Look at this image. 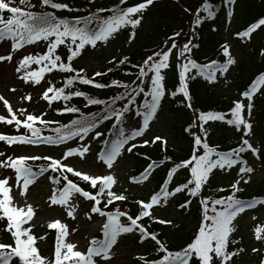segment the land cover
I'll return each mask as SVG.
<instances>
[{
    "label": "snow or ice",
    "instance_id": "6c2138e0",
    "mask_svg": "<svg viewBox=\"0 0 264 264\" xmlns=\"http://www.w3.org/2000/svg\"><path fill=\"white\" fill-rule=\"evenodd\" d=\"M179 2L180 0H177V3ZM38 3L40 10L35 11L33 9L37 5L32 4L30 0H18V6H13V0H0V41L10 40L12 52L37 41L47 42L46 50L42 53L27 54L19 59L15 71L21 74L20 78L25 83L30 82L33 85H38L44 74L53 70L67 73L60 87L48 81V86L41 93V98L49 105L54 101L65 102L63 107L54 109L58 115L77 113L79 115H74L67 123H60L43 119L45 116L43 112L39 115L25 114V110L21 108L18 111L23 119H20L13 112L9 102L0 97V101H3L7 110V117L0 116V122L12 125L17 131L20 127L25 130L24 133L15 135L0 133V141L9 146L13 143L61 146L71 140L84 141L90 133H94L93 140L104 137L100 140L101 147L97 159L103 162L107 169H112L118 162V158L125 152L132 153L138 146L160 141L162 151L166 152L165 137H145L168 94L165 70L173 67L172 57H175L178 86L170 94L172 97L182 95L184 101H187L185 106L192 109L194 114L197 110L191 104L189 81L202 77L209 84L215 85L220 77H226L230 68L236 63L228 43L220 46L218 55H222L224 58L222 61L211 59L206 63H200L193 58V49L199 47L198 44L193 43L196 30L205 21L217 18L216 5L211 0H201L195 9L183 7V11L192 17L187 32L183 29L173 31L162 41L159 50L147 54L138 63L132 64L128 56H122L118 60L113 57L108 61L112 64L115 60L116 68L129 64L136 71L135 73L125 71V75H134V79L125 82L112 78L107 82H97L95 77L106 76L113 69L96 71L89 77L83 68L73 67L74 58L78 57L86 46L95 49L99 44L109 43L121 30L129 32L127 42L133 43L136 30L141 26L144 15L154 4V0H138L131 6H128V0H117L109 8L96 7L89 9L85 15L73 17H60L53 11L46 10L79 11L71 7L69 3L58 2V0H38ZM94 3L95 0H87L89 6ZM224 3L228 7L227 17L231 21L234 17L236 0H224ZM102 13L108 14L102 15ZM260 26H264V17L236 33V36L250 37V34ZM59 46L66 48L67 62L62 59L61 54H58ZM260 55L264 56V49L260 50ZM5 60H12L11 52L0 55V61ZM33 64L37 66L35 69L30 68ZM77 82L96 89L115 88L118 91L107 99H99L82 90H72ZM257 95L264 96V72L258 73L250 81L239 94V98L233 101V106L228 113L210 110L200 111L198 115H195L194 120L185 128V132L192 138L191 154L180 162L171 163L159 190L155 191L148 201H135L138 205L135 216L119 206L127 202L128 196L114 191L113 186L117 183L114 174H89L76 170L68 164L69 158L76 156L84 158L85 154L90 153L88 143L67 147L61 158L38 154L13 158L5 156V153L0 151V157H4L0 159V167L14 170L15 182L21 187L20 195H24L38 175H44L51 170L56 175H50L49 179L56 185L62 184L50 196L51 205L65 206L67 216L75 219V208L69 201L74 194H79L91 202V213L105 218L102 224V238H91L86 251L76 250L77 246L66 239L75 229H69L68 225L60 219L48 222L47 228L55 230V249L52 257H45L38 250L37 241L43 240L47 233L37 236L31 231L33 226L28 224L35 214L33 207L31 205H28L26 209L17 207L10 195L11 186L8 184V179H0V223L4 224V231L10 235L9 243L0 242V264H113V249L118 243V238L122 234L134 232L139 234L141 244L147 241L152 242L153 250L157 253L156 258L151 260L141 255L139 259L143 261V264H231L232 257L236 255V252L229 251L230 245L236 243L232 238L236 230L234 221L246 209L255 208L257 203L264 205V199L257 201L253 198L246 201L236 196L243 179L240 174L253 171L246 166V161L241 159L240 154L249 150L255 155L261 153V147H254L250 142L255 135L251 117ZM73 97H82L86 101L84 108L93 105L101 107L96 112H82L81 108L69 106L67 103ZM140 97L142 99L138 102ZM22 99L30 100V95H24ZM129 113L137 119L132 121L128 117ZM110 120L115 121L108 129L110 135L97 130L104 122ZM210 121L225 122L233 126L237 132L241 133L239 145L227 151H220L210 146L206 139L209 132L205 128ZM126 123H129L131 130L126 129ZM37 124L39 126H36ZM45 131L50 134L45 135ZM170 160L171 158L165 154L159 164L163 165ZM28 161L46 163L34 167ZM234 166H239L240 178L229 186L232 190L230 194L218 198L203 195V189L209 183L214 170L220 169L228 174V170ZM156 167L158 165L155 161L149 163L143 172L139 176L132 177V180L136 183L147 180L151 170ZM180 170H184L185 176L176 183L174 175H178ZM68 174H71V177ZM73 177L77 179L74 180ZM80 182L89 185L88 190L82 188ZM244 182L247 183V181ZM170 184L171 188H169ZM218 191H224V189L220 188ZM181 193H186L193 199L199 198L201 219L189 242L178 250H171L159 238V233L148 230L143 220L148 217L160 224L171 225V220L159 219L152 215L150 210H154V206L159 205L161 200L166 204L169 198H174ZM191 203L192 199H185L179 204V208L182 211L190 210ZM109 205L116 206L109 208ZM255 231L257 240L264 239V236H261L264 228L257 227ZM252 251L259 250L253 248ZM260 264H264V259H261Z\"/></svg>",
    "mask_w": 264,
    "mask_h": 264
},
{
    "label": "rangeland",
    "instance_id": "374dc122",
    "mask_svg": "<svg viewBox=\"0 0 264 264\" xmlns=\"http://www.w3.org/2000/svg\"><path fill=\"white\" fill-rule=\"evenodd\" d=\"M256 1V0H255ZM166 0H154V3H164ZM247 0V5H248ZM171 7L172 4L170 3ZM170 9H165L163 4L160 5H151L144 15L141 26L136 30V36L133 43L129 44L128 36L129 32L121 30V32L116 35L115 38H112L107 44H99L97 48L93 49L92 47L84 51L81 56L78 65L84 66L88 70H94L99 66H102L106 61L111 60L118 54L122 52H129L131 47H137L141 45H154L158 39L162 36L161 27L167 23H171L172 20ZM238 15V14H237ZM239 17V16H238ZM238 17H233L231 21L229 19L222 24L219 32L224 33L225 38L224 43H228L230 46L231 55L235 58L236 63L233 65L226 74V77H223V84L226 88L227 94H240L242 91L239 89L235 91V83L239 80V70L237 66L240 62L241 54L243 52L242 45L244 46L243 38L239 37L236 43L231 44L230 36L233 32V28L239 23ZM242 25V22L240 23ZM238 27V25H237ZM236 27V28H237ZM235 28V29H236ZM234 29V30H235ZM237 42H240L237 45ZM41 52L46 50V45H40L37 47L25 48L21 53L24 55L30 54L32 51ZM247 49V46H245ZM7 50L3 45H0V55H6ZM249 53H252L249 51ZM256 54V53H255ZM15 60V56H12V62ZM6 62L0 61V97H3L9 102V105L18 115H20L18 109H24L25 114L33 113L39 115L42 113L41 107L43 103L39 100L41 93L44 91V86H23L22 81H18L14 77L15 68L13 67L12 62L5 60ZM258 62V61H257ZM171 72V68L168 69ZM13 73V74H12ZM166 73V70H165ZM24 95H30V100H23ZM258 96V95H257ZM239 98V96H238ZM0 107H4L3 101H0ZM165 107V106H164ZM246 114V113H245ZM169 109L163 108L159 110L156 118L151 124L150 131L147 132L146 137L161 136L165 137L167 140H171V135H169L166 129L169 127V122H171L174 117ZM260 120L258 119V113L255 111V108L252 113L251 122L255 128V135L251 138V143L254 147H261V153L259 155H254L246 161V166L253 169L250 173H243L244 178L247 182L254 188H264V124L262 115H259ZM194 119H192L193 121ZM257 120V121H256ZM133 121V120H132ZM135 121V120H134ZM256 121V122H255ZM126 129H130L129 123L127 124ZM93 134H89L84 141L72 140L67 142L66 145L58 146H49V145H23L19 150L18 156H31L34 154L38 155H49L54 158H61L62 153L66 150L67 147H76L79 144H90V153L85 154L84 158L79 156L72 157L68 159V164L73 166L76 170H80L89 174H106L112 173L117 179V183L113 186L114 191L117 193L124 194H135V197L140 200L148 201L150 196L158 191L156 184L153 181L152 175L148 177L147 180H144L140 183H136L132 180V169H133V159L127 157V152H125L122 157L118 158V162L114 165L112 169H107V166L100 162L95 156V150L97 148V140H93ZM240 135H237L233 140V144H236L240 140ZM139 139V138H138ZM202 151V150H201ZM220 169L214 170V174L211 175L217 182V184H224L228 179V174L222 173ZM233 171V168L230 169ZM183 170H180V176H183ZM47 173L44 175H38L34 183L29 185L28 190L24 195H20L21 187L15 182V173H12L10 176L8 174L1 175L0 177H6L8 179V184L10 187V195L14 199V204L17 207L25 208L28 205H31L34 209V216L28 224L32 225L31 231L37 235L41 236L47 233L43 240L37 241L38 250L45 257H52L54 254L55 248V236L52 233V229L47 228L48 222H51L56 219H60L61 222H64L68 225L69 229H75L71 232L70 235L66 238L68 242H72L77 246L76 250L86 251L88 242L91 238L95 237L96 233L102 228L103 221L98 220L97 218L88 219V214L86 212L85 204L80 201V196L74 194V197L70 199L69 203L73 208H75V219L67 216V209L65 206L61 205H51L50 196L52 195L53 186L48 181ZM175 178V175H174ZM4 179V178H3ZM211 180V177H210ZM22 183V182H21ZM171 185H169V188ZM173 200L169 198L168 203H164L161 200L159 205L154 206V213L157 218L171 220L172 224L178 222L182 217L181 214H176V212H171V206ZM51 205V206H50ZM259 211L255 214L248 211L246 216L241 217L240 224L235 225V232L232 234V238L239 240L241 238L247 244L249 253H255L252 251L253 248L258 249V253L263 254L264 256V239H256V228H264V208L258 209ZM190 221L185 218L184 223L188 224ZM261 236H264V232L261 233ZM131 239L133 236L122 234L118 238V243L114 246L113 252V264H138L135 260V256L142 255L144 250L140 249L138 246L131 245ZM240 248L243 249L242 243H239ZM240 249V250H241ZM240 252V251H239ZM238 252V253H239ZM254 256H249L246 253L242 252L239 254V258L235 264H251L256 258ZM133 258V259H132ZM136 262V263H135Z\"/></svg>",
    "mask_w": 264,
    "mask_h": 264
},
{
    "label": "trees",
    "instance_id": "16d2710c",
    "mask_svg": "<svg viewBox=\"0 0 264 264\" xmlns=\"http://www.w3.org/2000/svg\"><path fill=\"white\" fill-rule=\"evenodd\" d=\"M30 2L37 7L33 10L39 11V3L38 0H30ZM58 2H66L69 3L71 7L79 9V11L68 12L66 10L56 11L51 9H46L48 11H53L55 15L60 17H73L79 15L87 14L89 9H95L96 7H104L109 8L117 0H95V3L91 6L87 4V0H58ZM138 2V0H128V6H131L133 3ZM216 5L217 9V18L215 20L205 21L197 30L196 36L193 39L194 44H198V48L193 49V58L196 59L200 63H206L211 59L223 60L222 55H218L220 51V44L222 42V34L216 31H213V28L218 29L220 20L227 15L228 7L224 3V0H211ZM14 6H18V0H13ZM172 4V7L170 5ZM201 0H180L177 3V0H166L163 4L165 9H170L171 20H172V28L171 23H167L166 25H162L161 34L162 36L158 39V41L154 45H141L137 47H131L129 52H122L123 54L115 57L117 60L122 58V56H128L129 60L132 64L138 63L142 61V59L149 53L154 50H159L162 46V41L166 38L167 35L171 34L173 31L183 29L185 32L189 30V24L192 19L191 16L186 14L183 11V7L187 6L191 9H195L199 6ZM236 0L234 5V14H238V19L241 20L242 24L245 25L247 23H252L260 17L264 16V0ZM159 3H154V5H160ZM21 7H25L24 5H19ZM108 13H102V15H107ZM244 49L242 54L240 55V62L237 66V70H239V80L235 83L237 92L239 89L246 88L248 83L253 78V75L259 72L264 71V56L258 54L261 49H264V26L252 37L249 38L248 41L244 42ZM237 45L239 43L237 42ZM247 46V49H245ZM252 52V53H249ZM256 53V54H255ZM62 59L66 61V56L62 57ZM258 61V62H257ZM172 62H175V57H172ZM73 67L76 69L83 68L86 74L91 77L92 74L96 71H106L108 68H112L113 70L109 72L106 76L103 77H95L97 82H107L112 78L119 79L121 81L130 82L134 79V75H125V71L130 73H135L136 69L130 67L129 64H125L120 68L115 67L116 61L114 60L112 64L106 63V65L102 66L99 70L90 71L83 66L77 65L76 60H73ZM175 64V63H174ZM56 74L57 78L53 79L55 81V85L57 87L62 86V80L66 78L67 73H61L59 70H55L50 73L49 76ZM48 76V75H47ZM48 76V77H49ZM167 106L170 108L171 115L174 119L169 122V127L167 132L171 135V145H169V149L173 150V147L177 149V153H168L172 163L173 161L178 162V160L182 161L187 158L192 144V138L185 132V128L191 123V119L195 118L200 111H219L222 113H228V110L233 105L234 95H230L226 93V88L219 87L218 84L210 85L206 82L202 77H198L195 80L189 81V90L191 95V104L193 108L197 110L194 114L192 109L186 107L187 101H184L182 95H177L176 97L171 96V91L178 86V80L176 77L175 66L171 73L167 76ZM223 77L217 81V83H223ZM82 90L86 92L88 95L93 96L99 99H107L110 95L115 94L118 91L115 88H107V89H96L90 85H81L78 82L75 84L72 90ZM147 90V89H146ZM142 97L138 98V101L141 100ZM65 102H56V108H61L64 106ZM69 103V106H76L81 108L82 112H96L101 106H88L84 108L83 105L86 103L82 97H73ZM255 106L258 109V117L260 115H264V96H259L254 100ZM78 116L79 114H63L58 115L53 110V121H59L60 123H67L73 116ZM230 118V116H229ZM107 127H110V123H114V120L108 121ZM264 123V119L262 121ZM205 128L208 129V136L206 137L207 142L210 145H218L225 144L230 139V135H233L234 127L227 125L225 122H208L205 125ZM109 128H106L104 132ZM109 133V132H108ZM170 143V141H169ZM225 148V147H222ZM140 152L136 153V167L137 169H141L145 167L146 164L152 163L153 161L158 162L160 154L159 145H154L151 148H146L139 150ZM170 167V164H165L163 168L157 171V176L162 177L165 173L166 169ZM217 184H213L212 182L205 186L203 189V195L208 197H220L230 194L228 189L229 184L225 186H216ZM225 187V188H224ZM223 188L225 192L218 191V189ZM231 190V189H230ZM232 191V190H231ZM261 190L257 192L249 191L245 195L239 191L238 196L245 197L250 194H260ZM189 199L187 195L182 196L181 200ZM195 204V206H194ZM193 204V207L187 211V215L184 216L190 222L188 224L184 223L183 218L179 219L178 222L174 223L171 227L161 226L156 221L150 220L148 217L144 218L143 222L147 226L149 231H153L159 233V238L164 241L167 247L171 250H178L182 248L187 242H189L192 237L193 231L198 224V221L201 219L200 214V204L199 201H196ZM127 208V211L130 215H135L134 206L136 204L132 201H127L126 205L123 207ZM148 246L145 248L147 253V259L151 260L156 258L157 253L153 250L152 242H146ZM236 246V244L230 245L231 247ZM145 247V246H143Z\"/></svg>",
    "mask_w": 264,
    "mask_h": 264
},
{
    "label": "bare ground",
    "instance_id": "6f19581e",
    "mask_svg": "<svg viewBox=\"0 0 264 264\" xmlns=\"http://www.w3.org/2000/svg\"><path fill=\"white\" fill-rule=\"evenodd\" d=\"M13 202H14V199H13ZM15 203V202H14Z\"/></svg>",
    "mask_w": 264,
    "mask_h": 264
}]
</instances>
